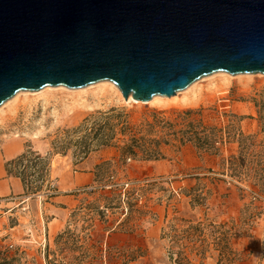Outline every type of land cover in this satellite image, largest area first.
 <instances>
[{
  "label": "rangeland",
  "instance_id": "rangeland-1",
  "mask_svg": "<svg viewBox=\"0 0 264 264\" xmlns=\"http://www.w3.org/2000/svg\"><path fill=\"white\" fill-rule=\"evenodd\" d=\"M108 83L18 91L0 105V150L14 139L18 155L33 151L48 161L43 183L40 163L11 167L39 187L21 183L0 196V264H172L163 232L197 222L238 235L222 244L223 258L209 242L203 258L188 255L192 264H264V198L244 210L248 191L219 174L220 161L237 150L235 129L258 131L264 75L214 72L151 102H126ZM189 122L229 136L216 154L204 152L185 140ZM130 138L161 158L121 154ZM54 197L71 203L59 218L50 212Z\"/></svg>",
  "mask_w": 264,
  "mask_h": 264
},
{
  "label": "water",
  "instance_id": "water-1",
  "mask_svg": "<svg viewBox=\"0 0 264 264\" xmlns=\"http://www.w3.org/2000/svg\"><path fill=\"white\" fill-rule=\"evenodd\" d=\"M214 72L264 75V0H0V105L99 81L147 102Z\"/></svg>",
  "mask_w": 264,
  "mask_h": 264
},
{
  "label": "trees",
  "instance_id": "trees-1",
  "mask_svg": "<svg viewBox=\"0 0 264 264\" xmlns=\"http://www.w3.org/2000/svg\"><path fill=\"white\" fill-rule=\"evenodd\" d=\"M256 107L258 108V131L254 134L244 135L239 128H236L234 133L237 136V150L220 161L219 174L232 180L241 194L246 191L249 193L247 196L250 200L244 205V210L256 209L254 202L264 198V94L256 103ZM188 113L190 111L185 112V114ZM187 127L188 129L183 131L185 140L195 142L199 149L212 154H216L219 150L216 144H221L224 138L229 136L228 132L214 127L209 129L211 132L203 133V131H198L191 122ZM142 141L143 143H137L136 139L130 138L128 143L120 147V153L136 156L137 152H140L143 159L161 158L162 155L158 149H150L146 146L145 141ZM26 159L42 165L39 179L42 183L46 181L48 161L33 151H25L13 159L7 160L4 163V168L8 175L20 178L23 187L33 190L39 186H32L31 182H26V176L22 171H11L12 166L18 165ZM241 196L245 197V194ZM224 226L225 224H203L202 222L189 224L182 228L171 226L168 231L163 232L162 236L168 241L169 260L172 264H192L188 255L193 253L195 256L203 258L209 242L218 248L220 257L223 258L224 246L222 244L228 242L230 237L238 235V231L231 228L225 229ZM209 239L211 241H208Z\"/></svg>",
  "mask_w": 264,
  "mask_h": 264
},
{
  "label": "crops",
  "instance_id": "crops-1",
  "mask_svg": "<svg viewBox=\"0 0 264 264\" xmlns=\"http://www.w3.org/2000/svg\"><path fill=\"white\" fill-rule=\"evenodd\" d=\"M41 148L44 149V145ZM21 151H22V144L18 143L14 139L7 140L1 146V150H0V196H5L10 193H17L20 190H22L20 180L15 176L8 175L4 168V162L6 160L14 158ZM53 199H54V202H57V204L51 206L52 209L50 210V212L52 215H55L56 218L57 217L59 218L62 212L66 210L65 207L70 206L71 203H69L66 197H63V198L54 197ZM56 218H50V219L56 220ZM51 224H52V228L54 231L55 227L57 226V222L52 221L50 225Z\"/></svg>",
  "mask_w": 264,
  "mask_h": 264
},
{
  "label": "bare ground",
  "instance_id": "bare-ground-1",
  "mask_svg": "<svg viewBox=\"0 0 264 264\" xmlns=\"http://www.w3.org/2000/svg\"><path fill=\"white\" fill-rule=\"evenodd\" d=\"M194 82H195V81H194ZM194 82H193V83H194ZM193 83H191V85H192ZM108 84H109L110 88H113L115 91L118 92V94H119L120 96H122L121 93H120V91L118 90L117 87H115L114 84H112V83H108ZM194 84H195V83H194ZM194 84H193V86H194ZM46 87H47V88H45L44 91H45V92L50 91V88H48V86H46ZM40 91L42 92V90H40ZM40 91H39V93H41ZM12 97H14V99H15L16 97H18V96H17V92H16ZM160 97H162V96H160V95L153 96L148 102H151V101H153L154 99H160ZM122 98H123V97H122ZM123 100H124V99H123ZM126 102H136V101L133 100L131 96H129V97L127 98ZM3 104H4V103H3ZM3 104H2V105H3ZM50 230L53 231L52 224L50 225Z\"/></svg>",
  "mask_w": 264,
  "mask_h": 264
},
{
  "label": "built area",
  "instance_id": "built-area-1",
  "mask_svg": "<svg viewBox=\"0 0 264 264\" xmlns=\"http://www.w3.org/2000/svg\"><path fill=\"white\" fill-rule=\"evenodd\" d=\"M76 191H78V190H76Z\"/></svg>",
  "mask_w": 264,
  "mask_h": 264
}]
</instances>
